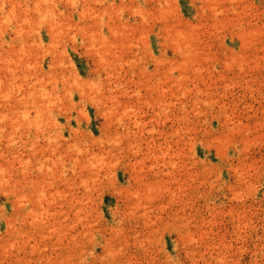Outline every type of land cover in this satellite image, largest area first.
<instances>
[{"label":"rangeland","instance_id":"374dc122","mask_svg":"<svg viewBox=\"0 0 264 264\" xmlns=\"http://www.w3.org/2000/svg\"><path fill=\"white\" fill-rule=\"evenodd\" d=\"M0 122V264H264V0H0Z\"/></svg>","mask_w":264,"mask_h":264},{"label":"bare ground","instance_id":"6f19581e","mask_svg":"<svg viewBox=\"0 0 264 264\" xmlns=\"http://www.w3.org/2000/svg\"><path fill=\"white\" fill-rule=\"evenodd\" d=\"M86 1H87V0H86ZM216 1H217V0H216ZM233 1H234V0H233ZM236 1H237V0H236ZM83 2H84V1H83ZM230 2H232V0H230ZM238 2H239V1H238ZM238 2H237V3H238ZM241 2H242V1H241ZM217 3H218V2H217ZM239 3H240V2H239ZM239 3H238V4H239ZM40 4H41V3H40ZM82 4H83V3H82ZM223 4H224V3H223ZM238 4H237V5H238ZM210 5H212V4H210ZM218 5H219V4H218ZM229 5H230V4H229ZM208 6H209V5H208ZM216 6H217V5H216ZM219 6H220V5H219ZM231 6H234V5L231 4ZM235 6H236V5H235ZM86 7H87V6H86ZM227 7H228V6H227ZM166 8H167V7H166ZM211 8H213V7H211ZM236 8H237V7H236ZM236 8H235V11H236ZM167 9H168V8H167ZM232 9L234 10V8H232ZM232 9L230 10V8H229V11H232ZM237 10H238V9H237ZM239 10H240V9H239ZM239 10H238V11H239ZM211 11H212V10H211ZM213 11L216 12V10H213ZM213 11H212V12H213ZM226 11H227V10H226ZM226 11H225V12H226ZM242 11H243V10H242ZM80 12H81V11H80ZM88 12H89V11H88ZM166 12H167V11H166ZM174 12H175V11H174ZM214 12H213V13H214ZM220 12H221V11H220ZM232 12H234V11H232ZM86 13H87V12H86ZM223 13H224V10H223V12H222L221 14H223ZM226 13H227V12H226ZM228 13H229V12H228ZM91 14H92V13H91ZM170 14H171V13H170ZM214 14H215V13H214ZM224 14H225V13H224ZM239 14H240V11L238 12V16H239ZM225 15H226V14H225ZM233 15H234V14H233ZM116 16H117V15H116ZM214 16H216V14H215ZM228 16H229V15H228ZM231 16H232V15H231ZM89 17H91V16H89ZM240 17H241V15L239 16V18L232 17L231 20L233 21L234 18H236V19H241ZM87 18H88V17H87ZM227 18H228V17H227ZM243 18H244V17H243ZM85 19H86V18H85ZM116 19H117V18H116ZM231 20H229V21L232 22ZM234 20H235V19H234ZM224 21H225V20H224ZM226 21H227V20H226ZM58 22H59V21H58ZM60 22H61V21H60ZM144 22H145V21H144ZM237 22L240 23V22H242V20H241V21H237ZM246 22H247V20H246ZM21 23H22V22H21ZM50 23H51V22H50ZM50 23H49V24H50ZM111 23H112V22H111ZM167 23H168V22H167ZM173 23H174V22H173ZM224 23H225V22H224ZM235 23H236V20H235ZM247 23H248V22H247ZM249 23H250V22H249ZM59 24H60V23H59ZM122 24H123V23H122ZM177 24H178V23H177ZM228 24H229V23H228ZM241 24H242V23H241ZM244 24H245V23H243V25H244ZM114 25H115V24H114ZM178 25H179V24H178ZM181 25H182V24H181ZM223 25H224V24H223ZM237 25H238V24H237ZM29 26H30V25H29ZM66 26H67V25H66ZM216 26H217V25H216ZM216 26H215V27H216ZM224 26H226V25H224ZM227 26H228V25H227ZM249 26H251V25H249ZM49 27H50V26H49ZM51 27H53V26L51 25ZM51 27H50V28H51ZM56 27H57V26H56ZM58 27H59V26H58ZM129 27H130V26H129ZM221 27H222V26H221ZM247 27H248V26H247ZM97 28H98V27H97ZM176 29H177V28H176ZM241 29H242V28H241ZM243 29H246V28L244 27ZM23 30H24V29H23ZM111 30H112V29H111ZM113 30H114V29H113ZM173 30H174V29H173ZM17 31H18V30H17ZM56 31H57V30H56ZM191 31H192V30H191ZM54 32H55V31H54ZM91 32H92V31H91ZM117 32H118V31H117ZM179 32H180V31H179ZM20 33H21V32H20ZM99 33H100V31H99ZM186 33H187V32H186ZM237 33H238V31H237ZM241 33H242V32H241ZM241 33H240V35H241ZM16 34H17V33H16ZM127 34H128V33H127ZM182 34H183V33H181L180 35H182ZM187 34H188V33H187ZM238 34H239V33H238ZM18 35H19V34H18ZM190 35H191V34H190ZM190 35H189V36H190ZM193 35H195V34H193ZM243 35H244V34H243ZM243 35H242V36H243ZM99 36H100V35H99ZM175 36H176V35H175ZM182 36H183V35H182ZM93 37H94V36H93ZM123 37H124V36H123ZM196 37H198V36H196ZM196 37H195V38H196ZM23 38H24V37H23ZM25 38H26V37H25ZM101 38H102V37H101ZM114 38H116V36H115ZM118 38H119V37H118ZM216 38H217V37H216ZM241 38H242V37H241ZM245 38H246V37H245ZM95 39H98V38L96 37ZM103 39H104V38H103ZM103 39H102V40H103ZM119 39H120V38H119ZM121 39H122V38H121ZM121 39H120V40H121ZM178 39H179V38H178ZM190 39H191V37H190ZM192 39H193V38H192ZM196 39H197V38H196ZM106 40H107V38H106ZM109 41H110V40H109ZM175 41H176V40H175ZM112 42H113V41H112ZM184 42H185V41H184ZM108 43H109V42H108ZM110 43H111V42H110ZM121 43H122V42H121ZM121 43H120V44H121ZM180 43H181V42H180ZM185 43H186V42H185ZM106 44H107V43H106ZM112 44H113V43H112ZM188 44H189V43H188ZM115 45H117V43H116ZM32 46H33V45H32ZM37 46H38V45H37ZM107 46H108V45H107ZM110 46H111V45H110ZM128 46H129V45H128ZM177 46H178V45H177ZM189 46H190V45H189ZM129 47H130V46H129ZM105 48H106V47H105ZM112 48H113V47H112ZM100 49H101V48H100ZM106 49H107V48H106ZM109 49H110V48H109ZM103 50H104V49H103ZM190 50H191V49H190ZM190 50H189V51H190ZM113 51H115V49H114ZM189 51H188V52H189ZM30 52H31V51H30ZM194 52H195V51H194ZM34 54H35V52H34ZM37 54H38V53H37ZM192 54H193V53H192ZM192 54H191V55H192ZM102 55H104V54H102ZM183 55H184V54H183ZM185 55H187V52H186ZM191 55H190V56H191ZM190 56H189V57H190ZM60 57H61V55H60ZM121 57H122V56H121ZM121 57H120V58H121ZM185 57H186V56H185ZM200 57H202V56L200 55ZM105 58H106V57H105ZM107 58H108V57H107ZM107 58H106V59H107ZM181 58H183V57H181ZM187 58H188V57H187ZM190 58L192 59V57H190ZM190 58H189V59H190ZM121 59H122V58H121ZM124 59H125V58H124ZM159 59H160V58H159ZM189 59H188V60H189ZM25 60H28V59H25ZM188 60H187V62H188ZM18 61H19V60H18ZM105 61H106V60H105ZM190 61H191V60H189V62H190ZM193 61H194V59H193ZM16 62H17V60H16ZM16 62H15V63H16ZM107 62H108V61H107ZM125 62H126V61H125ZM179 62H180V61H179ZM181 63H186V61H185V62H181ZM17 64H18V63H17ZM102 64H103V63H102ZM108 64H109V63H108ZM108 64H107V66H108ZM36 65L38 66V64H36ZM105 65H106V64H105ZM114 65H115V64H114ZM118 65H119V64H118ZM120 65H121V64H120ZM129 65H130V64H129ZM133 65H134V64H133ZM15 66H17V65H15ZM25 66H26V65H25ZM120 67H122V66H120ZM113 68H114V67H113ZM18 69H19V68H18ZM33 69H34V68H33ZM120 69H121V68H120ZM171 69H173V67H171ZM28 70H29V69H28ZM34 70H35V69H34ZM12 71H13V70H12ZM115 71H116V70H115ZM159 71H160V70H159ZM107 72H108V71H107ZM147 72H148V71H147ZM145 73H146V72H145ZM164 73H165V72H164ZM185 73H186V72H185ZM187 73H188V72H187ZM108 74H109V73H108ZM135 74H136V73H135ZM181 74H182V73H181ZM183 74H184V73H183ZM189 74H190V73H189ZM25 75H26V74H25ZM111 75H112V74H111ZM191 75H192V74H191ZM20 76H21V75H20ZM31 76H32V75H31ZM112 76H113V75H112ZM114 76H115V75H114ZM26 77H27V76H26ZM175 77H176V76H175ZM186 77H187V76H186ZM182 79H184V78L182 77ZM182 81H183V80H182ZM41 82H42V81H41ZM52 82H53V81H52ZM55 82H56V81H55ZM17 83H18V82H17ZM18 84H19V83H18ZM20 85H21V84H20ZM23 87H24V86H23ZM23 87H22V88H23ZM29 87H30V86H29ZM186 87H187V86H186ZM34 88H35V87H34ZM37 88H38V87H37ZM176 88H177V87H176ZM39 89H40V88H39ZM70 89H71V88H70ZM48 90H50V89H48ZM36 91H37V89H36ZM65 91H66V90H65ZM185 92H186V91H185ZM32 93H34V94H37V93H38L37 95H39L41 99L44 98L43 101H42L39 97H38V99H36V98H37V95L35 96V95L33 94V96H34L33 98H35L34 100H37V102H39V103L44 102L45 97H47V96H45V94H42V93H41V94L43 95V97H42V95L39 94L40 91H39V92L37 91V93H35V92H32ZM202 93H203V92H202ZM55 95H56V94H55ZM55 95H54V96H55ZM10 96H11V95H10ZM10 96H9V97H10ZM12 96H13V95H12ZM54 96H53V97H54ZM94 98H95V97H94ZM22 99H23V98H22ZM24 99H25V98H24ZM54 99H55V98H54ZM100 99H101V96H100ZM20 100H21V99H20ZM27 100H28V98H27ZM23 101H25V100H23ZM40 101H41V102H40ZM33 102H34V101H33ZM54 102H55V101H54ZM158 102H159V101H158ZM44 103H45V102H44ZM44 103H43V104H44ZM31 104H32V103H31ZM35 104H36V103H35ZM27 105H28V104H27ZM24 106H25V105H24ZM45 106H46V104H45ZM47 107H48V106H47ZM52 107H53V106H52ZM42 109L44 110L45 108H43V107L40 106V105H37V111H36V110H35V111H36L37 114L39 115V113L42 111ZM11 111H12V110H11ZM42 112H43V111H42ZM42 112H41V113H42ZM44 113H45V112H44ZM12 118H13V117H12ZM22 118H23V117H22ZM10 119H11V118H10ZM23 119H24V118H23ZM6 120H7V119H6ZM13 120H14V119H13ZM19 120H20V119H19ZM4 122H5V121H4ZM27 122H28V120H27ZM0 123H1V122H0ZM19 123H20V122H19ZM23 123H24V122H23ZM7 124H8V123H7ZM12 124H13V123H12ZM17 124H18V123H17ZM18 125H19V124H18ZM23 125H24V124H23ZM15 126H16V125H15ZM17 129H18V128H17ZM17 129H16V130H17ZM21 131H22V130H21ZM5 133H6V132H5ZM20 134H21V132H20ZM14 135H15V134H14ZM8 138H9V137H8ZM10 138H11V137H10ZM10 138H9V139H10ZM9 139H8V141H10ZM12 139H13V137H12ZM104 166H105V165H104ZM102 167H103V166H102ZM103 168H104V167H103ZM90 169H91V172L94 173V174L97 172V173H96V175H97V174L99 173V170H98V169H100V168H99V167H96V169H97L98 171H94V168H92V167H91ZM100 171H101V170H100ZM107 173H108V172H107ZM6 174H7V173H6ZM99 174H100V173H99ZM99 174H98V175H99ZM105 174H106V173H105ZM98 175H97V176H98ZM7 177H8V176H7ZM99 177H100V176H99ZM3 178H4V177H3ZM10 178H11V177H10ZM10 178H9V179H10ZM16 180H17V179H16ZM8 181H9V180H8ZM4 182H5V181H4ZM6 182H7V180H6ZM17 182H18V180H17ZM25 183H26V182H25ZM33 183H34V182H33ZM27 185H28V184H27ZM30 185H31V184H30ZM34 185H35V184H34ZM158 185H159V184H158ZM150 187H151V186L147 187V191H148V189H149ZM26 188H27V187H26ZM41 189H42V188H41ZM39 190H40V188H39ZM152 190H153V189H152ZM147 191H146V192H147ZM146 192H145V194H148V193H146ZM148 192H150V190H149ZM150 193H151V192H150ZM148 195H149V194H148ZM38 199H39V198H38ZM20 202H22V201H20ZM23 203H24V202H23ZM38 203H39V202H38ZM27 211H28V210H27ZM29 211H30V210H29ZM27 216H28V215H27ZM31 217H32V216H31ZM31 219L33 220V218H31ZM35 220H36V219H35ZM184 221H185V220H184ZM177 226H178V225H177ZM89 238H90V236H89ZM91 239H92V237H91ZM91 239H90V240H91ZM93 241H94V240H93ZM91 242H92V240H91ZM93 243H94V242H93ZM108 246H109V245H108ZM115 246H116V245H115ZM119 246H120V244H119ZM103 247H104V246H103ZM117 247H118V246H117ZM104 248H105V247H104ZM108 249H110V248H108ZM112 249H113V248H112ZM117 249H118V248H117ZM105 250H106V249H105ZM113 250H114V249H113ZM115 250H116V249H115ZM119 250H120V249H119ZM110 251H112V250H110ZM76 252H77V251H76ZM116 252H117V251H115V253H116ZM119 252H120V251H119ZM106 253H107V252H106ZM115 253H114V254H115ZM108 254H109V253H108ZM110 254H111V253H110ZM112 255H113V254H112ZM118 256H119V255H117V257H118ZM113 258H114V257H113ZM115 260H116V259H115ZM120 260H121V259H120ZM84 263H85V261H84ZM85 264H86V263H85ZM87 264H89V263H87Z\"/></svg>","mask_w":264,"mask_h":264}]
</instances>
